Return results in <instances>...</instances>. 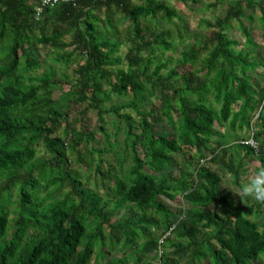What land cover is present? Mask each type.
<instances>
[{
	"label": "trees",
	"instance_id": "trees-1",
	"mask_svg": "<svg viewBox=\"0 0 264 264\" xmlns=\"http://www.w3.org/2000/svg\"><path fill=\"white\" fill-rule=\"evenodd\" d=\"M231 1L225 15L210 25L215 28L211 44L181 52L177 65L195 69L166 85L176 68L159 59L152 65L150 56L156 48L171 49L172 34L149 27L157 16L167 21L176 16L165 0H70L43 7L38 20L34 8L39 0H0V264H91L97 246L103 258L130 249L105 264H129L128 256L133 264H148L144 257L157 248L161 264H198L202 259L208 264H258L264 256V223L259 228L252 216L264 203L235 199L208 165L228 151L217 139L215 123L234 126L239 119L240 127L248 125L245 110H255L252 101L259 86L251 75L258 63L249 52L234 50L237 41L225 33L233 20L245 16V6L255 8L254 0ZM113 8L129 20L133 32L127 69L112 68L121 62L115 55L121 45L117 36L111 42L96 35L99 19L93 11L103 9L111 26ZM38 44L57 52L72 46L84 55L78 77L57 99L52 93L63 80L52 68L36 74L41 64L33 50ZM69 58L58 53L54 61ZM163 70L169 71L167 78ZM154 89L164 93L160 111L145 108ZM259 91L256 119L261 128L252 137H263L257 160L264 164V89ZM126 93L132 94L130 100L109 109L123 124L124 154L115 152L119 175L113 167L102 172L96 166L105 188L106 196H101L66 170L67 149L80 154L78 145L83 138L92 140L91 134L69 126L63 135L59 132L72 104L86 101L87 108L97 110V127L113 151L116 143L106 134L101 104ZM129 110L136 113V122ZM165 125L170 134L163 131ZM237 146L240 168L254 150L249 144ZM41 149L50 157L38 158ZM93 150L102 163L103 151ZM205 151L211 154L207 159ZM126 153L131 161L124 170ZM179 153L188 157L175 176L172 155ZM231 162L226 166L238 182ZM178 195L189 208L172 210L166 204ZM210 205L216 209H207Z\"/></svg>",
	"mask_w": 264,
	"mask_h": 264
},
{
	"label": "rangeland",
	"instance_id": "rangeland-1",
	"mask_svg": "<svg viewBox=\"0 0 264 264\" xmlns=\"http://www.w3.org/2000/svg\"><path fill=\"white\" fill-rule=\"evenodd\" d=\"M136 1L139 2L140 0ZM165 1L175 10L176 16H174L170 21L157 16L156 19L149 23V27L154 32L168 30L172 34V47L166 51L161 48H156L155 52L150 57L153 58L152 65L157 59H159L167 61L168 68H176V75L165 82L166 85H171L176 83L179 77L195 69L190 65H177V60L180 58L181 52L190 49L192 46H200L204 43L211 44V40L214 37L215 28L210 27V25L225 15L226 10L232 4V1L197 0L195 3L191 1L186 3L175 0ZM254 7V9H251L245 6V16L239 20H233L231 22V27L225 28V33L228 37L237 41L236 45L233 47L234 50L249 52L252 61L258 63V65L255 67L254 73L251 74L252 77L256 76L258 78L259 83V86L257 87L258 93L253 97L252 101V104L255 105V110H252L251 108L245 110V117L249 122L248 125L244 124L240 127L239 119L235 120V123L233 124L234 126H232L230 121L225 122L223 126H219L218 123H215L214 129L219 133L217 139L228 151L223 158L218 159L215 163H208L210 168L216 171L221 177V188L228 190L235 199L245 204L254 203L256 201L250 197L243 196V194L240 196L234 191H239L240 186L247 178L250 167L255 164H259L257 160V152L261 147V144L259 146V142L262 143L263 138L259 137L257 140L253 139L252 133L253 131H257L261 128V124L258 123L256 116L260 110V106H257V101L260 96L259 89H264V25L261 21V18H264V0H254ZM113 9L114 13L111 19L112 27L104 21L103 9L93 11L94 15L99 19L96 24V35L99 39L107 38L111 42H113L117 36V39L120 41L121 45L118 47L115 55L121 59V62L118 65L112 66V68L117 67L127 69L129 57L126 56L131 45L129 39L133 32L129 20L124 19L123 15L120 14L116 8ZM250 17L251 20L249 19ZM143 24L145 26L147 22L144 20ZM36 47L37 50H33V53L38 54L39 62L41 64V67L37 69L36 74H40L48 68H52L56 72L57 76L63 80L61 85L62 87L55 89L52 93V98L57 99L63 92H66L70 89V84L73 83L78 77L77 69L84 64V55L81 54L79 50L74 49L72 46L67 47L64 51L59 52L53 50V48L49 45L38 44ZM58 53H63L64 56L70 57L69 60H62L59 62L54 61V56ZM143 55L149 56L148 51H143ZM261 61L263 63H261ZM168 72V70H163L162 76L167 78ZM198 75H203V72H199ZM154 92L155 95L149 98L150 103L146 105L147 107L144 104L143 106H145V108H151L154 111H160L164 93L160 92L158 89H154ZM131 98V93H126L125 95L113 94L112 99L101 104V109L104 112L102 118L103 126L106 129V134L110 136V142L114 141L116 143L113 151H111L109 146L106 147L104 135L97 127V110L93 108H87L86 101L72 104L67 120L62 123V128L59 132L63 135L65 127L69 126L75 131L83 132V134H91L93 138L92 140L85 142V138H83L80 145H78L77 150L80 152V154L76 152L71 154L69 153V149H67L70 159L68 160V163H66V170L68 172H76L83 183L82 187L91 191H95L101 196H106L105 188L100 181V176L95 171L96 166L99 165L102 172H106L108 167H113L114 173L119 175V168L116 159L117 154L115 152H120L121 156L124 154L121 152L124 149L123 124L118 122L116 115L109 112V109L120 102L128 101ZM166 100L167 98L164 99V104ZM210 102L212 103L211 99ZM238 107L239 103L235 104L233 106V111H237ZM129 112L131 114L132 120L136 122V113L132 110H129ZM163 131L170 134L172 130L167 125H165L163 126ZM239 143L249 144L254 150L253 153L242 159V166L240 168H238L240 158L235 154L238 149L237 145ZM93 149H101L103 151L101 158L102 163H99L98 154L94 153ZM90 151L93 152L92 155H90ZM262 151L264 152V147ZM185 152L193 153L194 150L187 149ZM209 155L211 154L205 151L206 159ZM37 156L38 158L50 157L44 151V149H41ZM172 156L176 166V168H173L172 171L176 176L179 173V169L177 167L186 165L184 163V159L188 157V155H185L184 157L183 154L179 153L173 154ZM125 158L126 162L123 165L124 170H126L131 161L128 153H126ZM230 162L234 169H238V182L235 181L233 173L230 172L226 166V164ZM228 177L232 178L231 187L233 190L223 184L224 180ZM12 191L15 192V189ZM40 193L43 195L42 191H40ZM59 196L54 195L53 197L56 198ZM166 204H168L172 210H184L189 208V204L181 199L180 195H178V197H176L173 201L166 200ZM127 208H129V205L124 206L120 213L115 214L112 221L121 217L127 211ZM207 209L215 210L216 206L210 205ZM126 215L129 214L126 213ZM252 218L257 222L259 228H262V224L264 223V205L254 216H252ZM97 248L94 256L92 257L91 264H105L112 257H120L121 255L128 254L130 252V249L128 248H125L123 252L114 250L112 253L108 254V257L103 258L98 256ZM108 248L109 244L107 243V250ZM107 250L104 249V252ZM160 255V249L157 248L144 257V262L148 264H161ZM127 261L129 264H133V261L129 256L127 257ZM198 264H208V260L202 259ZM258 264H264L263 255L259 258Z\"/></svg>",
	"mask_w": 264,
	"mask_h": 264
},
{
	"label": "clouds",
	"instance_id": "clouds-1",
	"mask_svg": "<svg viewBox=\"0 0 264 264\" xmlns=\"http://www.w3.org/2000/svg\"><path fill=\"white\" fill-rule=\"evenodd\" d=\"M231 177L224 180L223 184L232 189ZM233 190V189H232ZM240 196L250 197L257 202L264 203V164H255L250 167L247 178L240 186L239 191H234Z\"/></svg>",
	"mask_w": 264,
	"mask_h": 264
},
{
	"label": "built area",
	"instance_id": "built-area-1",
	"mask_svg": "<svg viewBox=\"0 0 264 264\" xmlns=\"http://www.w3.org/2000/svg\"><path fill=\"white\" fill-rule=\"evenodd\" d=\"M70 0H39V3L34 8L35 10V18L38 20L41 12L43 11V7L45 6H53L55 4L61 2H68Z\"/></svg>",
	"mask_w": 264,
	"mask_h": 264
}]
</instances>
